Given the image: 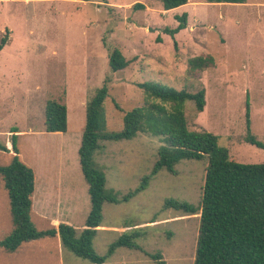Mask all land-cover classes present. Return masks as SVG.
Instances as JSON below:
<instances>
[{
  "label": "rangeland",
  "instance_id": "1",
  "mask_svg": "<svg viewBox=\"0 0 264 264\" xmlns=\"http://www.w3.org/2000/svg\"><path fill=\"white\" fill-rule=\"evenodd\" d=\"M189 1L164 13L162 0H0L4 3H0V43L8 39L0 52V143L10 149V153L0 151V166L11 165L17 155L40 180L56 179L51 189L67 179L64 182L72 185L63 187L77 189L81 198L75 199L76 221L83 223L87 202V216L91 210L79 155L87 104L107 85L106 131L122 132L125 114L145 104L146 95L138 86L144 83L192 94L205 89L203 112H197L193 101L184 104L190 130L218 136L231 161L263 164L264 150L246 143L245 136L249 113L252 134L264 142V0L245 4ZM137 3L144 8H134ZM184 13L189 14L188 28L174 38L166 34V28L179 27L176 17ZM113 50L121 51L129 62L124 70H111ZM207 55L215 59V67L203 72L190 69L191 59ZM49 101L66 104V133H47ZM150 102L163 104L154 98ZM166 107L172 111V104ZM14 136H18V154L12 151ZM100 144L95 162L105 172L107 189L114 190L120 202L103 206V220L93 242L96 253L105 258V264H195L201 213L178 211L166 207V202L200 207L208 157L182 161L175 174L160 171L147 189L123 201L152 174L162 143L140 134ZM0 182L7 194L1 175ZM2 216L6 228L0 232V241L13 230L11 215ZM32 217L36 227L44 230L36 215ZM125 234H140L136 240L140 249L122 247L109 256L110 247ZM40 252L45 250L39 247L30 253L35 261ZM157 255L160 261L151 257ZM61 258L66 264H92L67 250L45 263L58 264ZM18 261L0 253V264Z\"/></svg>",
  "mask_w": 264,
  "mask_h": 264
},
{
  "label": "trees",
  "instance_id": "2",
  "mask_svg": "<svg viewBox=\"0 0 264 264\" xmlns=\"http://www.w3.org/2000/svg\"><path fill=\"white\" fill-rule=\"evenodd\" d=\"M163 10L171 11L189 3V0H162ZM209 4H245L247 0H206ZM144 8L135 4L134 8ZM177 29L166 28L165 33L175 37L187 28L188 14L176 17ZM8 39L3 38L0 52ZM175 48L177 44L175 43ZM112 71L128 67L129 62L119 50L109 56ZM215 59L200 56L189 61L192 71H205L215 67ZM106 83H108L106 81ZM146 95L143 107L136 108L124 116V129L119 133H108L104 104L109 97L107 85L98 89L87 104L86 125L79 148L81 171L89 184L91 210L83 230L78 234L71 225L61 224L58 229L38 230L31 220L32 196L35 192V171L22 163L16 155L9 166H0V175L9 193L10 209L14 225L13 232L0 241V248L16 252L23 243L59 235L63 247L78 258L92 264H105L93 246L97 229L103 220L105 203L120 202L118 194L106 187L107 178L102 167L95 162V154L102 141L117 142L131 140L140 134L159 138L158 161L150 176L145 177L139 188L123 197L128 201L149 186L150 181L162 170L175 174L176 167L186 160L209 159L200 207L188 203L168 200L166 207L189 214L201 213L200 232L195 264H264V163L242 164L231 161L227 148L220 146L219 137L206 131H192L184 113V104L193 101L198 113L204 111L205 89L196 94L177 90L158 83L139 84ZM163 104H154L151 99ZM166 104H172V111ZM45 127L47 133H66L68 110L66 104L49 101L46 108ZM18 136L12 139V150L19 153ZM245 142L264 150V142L251 132L250 115L247 114ZM0 151L10 149L0 143ZM140 234L122 235L109 249L112 256L118 248L139 250L136 240ZM160 261L161 256H151ZM162 264V262H159Z\"/></svg>",
  "mask_w": 264,
  "mask_h": 264
},
{
  "label": "crops",
  "instance_id": "3",
  "mask_svg": "<svg viewBox=\"0 0 264 264\" xmlns=\"http://www.w3.org/2000/svg\"><path fill=\"white\" fill-rule=\"evenodd\" d=\"M12 1L13 0H5V3L12 2ZM0 3L4 4L2 2ZM190 3L191 2L189 1V4ZM171 11H164V13H169ZM188 17H189V14H188ZM187 28H188V25H187ZM35 175H36L35 192L32 196L33 204H32V210H31V220L34 223L35 227H36V223L33 221V217H32L33 214L34 216L36 215V218L38 221H41L43 223L41 226H44L42 227L44 228V230H40V231L58 229L61 224L71 225L74 228H76L77 231H79L80 228L81 230H83V226L85 225L86 218L88 217L86 215L87 207H89L90 204L88 205V202H87L85 207L83 208V214L85 213V216H86L84 217V222L77 223L78 220L76 221L77 219L76 217H77L78 208L76 207L77 203L75 199H81L77 195L78 193L77 189L63 187V185L66 183L64 181H66L67 179H64V180L60 179L59 181L56 182L57 184L56 187L55 188L52 187L51 189L49 188V185L51 184L53 185L56 179L53 180L52 179L53 177L52 178L47 177V179L43 178L42 180H40L37 177L36 171H35ZM4 187H5V182H4ZM5 190L7 191L6 187H5ZM2 214L5 217L6 216L10 217L11 209H10V199H9L8 191L6 194L5 192H3L2 188H0V232L6 228V223L2 219L3 217ZM11 219H12V215H11ZM9 226H10V223L7 222V227ZM36 228L38 229V227ZM13 230H14V225H13ZM39 247L40 249L43 248L45 252L44 253L40 252V254L37 255V257H39L40 259L38 261L37 260L35 261L34 259L35 256L30 253L35 252L36 249L39 250ZM66 250L67 249L63 247L60 236L56 235L55 237H45L39 240H34V241L23 243L22 246L14 253L7 252L3 248H0V253L3 254L4 256H6V254H10L15 257H18L20 261H18V263L16 264H46L45 262H47L48 259L54 258L57 253L60 256H63ZM43 258H45L46 260L41 261V259ZM69 261H70V258H69ZM65 262L66 261H63V259L61 258L58 264H66Z\"/></svg>",
  "mask_w": 264,
  "mask_h": 264
}]
</instances>
